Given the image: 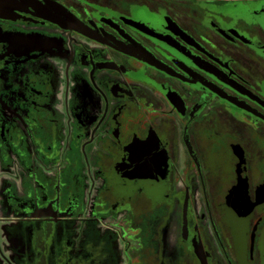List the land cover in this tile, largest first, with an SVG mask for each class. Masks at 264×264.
I'll return each mask as SVG.
<instances>
[{"label": "flooded vegetation", "instance_id": "af4514ba", "mask_svg": "<svg viewBox=\"0 0 264 264\" xmlns=\"http://www.w3.org/2000/svg\"><path fill=\"white\" fill-rule=\"evenodd\" d=\"M0 264H264V0H0Z\"/></svg>", "mask_w": 264, "mask_h": 264}, {"label": "rangeland", "instance_id": "374dc122", "mask_svg": "<svg viewBox=\"0 0 264 264\" xmlns=\"http://www.w3.org/2000/svg\"><path fill=\"white\" fill-rule=\"evenodd\" d=\"M170 221H172V218ZM177 229H178L177 224H174L172 222L168 224V227L166 229V234H165V247H166L167 253H170L172 251V246L174 245V242H175V236H176ZM119 254L121 255V252Z\"/></svg>", "mask_w": 264, "mask_h": 264}]
</instances>
